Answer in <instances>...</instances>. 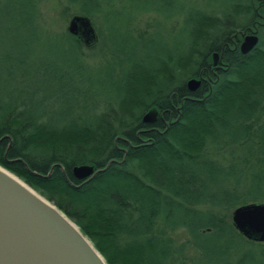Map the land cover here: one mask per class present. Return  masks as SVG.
Instances as JSON below:
<instances>
[{
	"label": "trees",
	"instance_id": "16d2710c",
	"mask_svg": "<svg viewBox=\"0 0 264 264\" xmlns=\"http://www.w3.org/2000/svg\"><path fill=\"white\" fill-rule=\"evenodd\" d=\"M42 1L0 0V168L60 211L105 264H219L229 251L209 257L199 242L223 234L264 257V243L226 218L264 204V2L156 0L123 16L119 0H58L63 16L90 20L97 40L85 47L40 25ZM94 19L116 22L117 48ZM246 29L258 42L241 54ZM185 77L199 87L189 92ZM143 109L157 111L154 123L141 122ZM79 165L100 171L76 180Z\"/></svg>",
	"mask_w": 264,
	"mask_h": 264
},
{
	"label": "water",
	"instance_id": "95a60500",
	"mask_svg": "<svg viewBox=\"0 0 264 264\" xmlns=\"http://www.w3.org/2000/svg\"><path fill=\"white\" fill-rule=\"evenodd\" d=\"M263 2L264 0H256ZM85 47L97 38L90 20L72 16L66 29ZM247 32V33H246ZM240 33L238 46L241 54L252 50L258 42L256 30ZM217 53L211 55L215 66ZM201 79H189L185 86L195 91ZM158 113L148 110L141 122L152 124ZM100 170L79 165L71 169L76 180H87ZM102 171V170H101ZM234 230L246 241L264 243V204L250 203L230 212ZM0 264H105L87 239L60 211L36 194L15 176L0 168Z\"/></svg>",
	"mask_w": 264,
	"mask_h": 264
},
{
	"label": "rangeland",
	"instance_id": "374dc122",
	"mask_svg": "<svg viewBox=\"0 0 264 264\" xmlns=\"http://www.w3.org/2000/svg\"><path fill=\"white\" fill-rule=\"evenodd\" d=\"M197 1L203 2L205 0H197ZM119 2L121 3V5L123 7V10L121 13L123 16L125 13H127L129 11H136L138 9H144V8L147 9V8H151L152 6L156 7L159 5V2L156 0H119ZM210 3L215 4L214 0H210ZM257 3H261V2H257ZM62 6H63V4L60 3V1H58V0H43L38 6V13H39L38 19H39L40 25H42L43 27L48 28L50 30L56 31V32H59L60 30L65 31L68 20L70 18H69V16H63L62 15ZM150 20H151V16L148 17L146 15H143L142 17H140L138 20L139 28L146 30L145 27L148 24L150 25ZM93 23H94L95 28L98 31H101L104 43L107 42L108 47L113 45L114 48H117L118 47L117 43L119 41H121V39L113 32V30L116 26V22L109 21L108 22L109 25H106V27L104 26L103 22H101L100 20L94 19ZM167 27H169V25H165V28H167ZM118 32H119V34L121 33L120 35H123L124 24H122L119 27ZM167 34L169 35V37H168L169 39L167 41L168 42L167 44L169 45V41L171 43L170 38H171L172 34H171V32H170V34L169 33H167ZM7 38L10 39V37H7ZM153 41H155V43H158V38L156 37L155 39H153ZM43 42L52 45L55 41L50 40V41L46 42V41H44V38H43ZM154 46L155 45H153L152 47H154ZM84 54H85V58H87L88 63L96 62L94 66H97V65L105 66L106 65L104 63V60L106 57H103V58L99 57V54L97 52H95V53L93 52L94 55L91 53V56H89L90 54L88 51L87 52L85 51ZM100 58H101V60H99ZM109 58L110 57H107L108 60H109ZM218 65H219V61L217 60L215 66H212V68L216 69L218 67ZM93 71L96 72L95 69ZM90 78H95V77L93 75H90ZM189 79H196V78L185 77L184 80L186 82ZM157 84L158 85H165L164 80H162L161 78H159L157 80ZM148 91L151 93V91H152L151 85L148 86ZM145 97H146V94L144 95V92L139 91V93L137 95V99L139 101L140 100L145 101ZM147 111H144V109H143L141 112L142 114L140 115V118ZM226 218H228V220L230 222V213H229V215L228 214L226 215ZM206 231H208V230H206ZM182 238L183 237L181 236V237H179L178 240H181ZM199 243H200V245H202L204 247L205 252L208 253L209 257H211V255H212V250L216 247H220L221 245H223V248H225L229 251L228 257H223V258L219 259V264H237L238 263L237 262V255L238 254L242 255L246 251L249 252L251 255H250V257L246 258L245 261H244V259L241 261V262H243V264H264V257H259V252H258L257 247L251 246V245H246L245 243H243L242 241H240L238 238L234 237L233 235L224 236V234H223V236L220 235V239L217 237H210V238H206L205 240H201Z\"/></svg>",
	"mask_w": 264,
	"mask_h": 264
},
{
	"label": "flooded vegetation",
	"instance_id": "af4514ba",
	"mask_svg": "<svg viewBox=\"0 0 264 264\" xmlns=\"http://www.w3.org/2000/svg\"><path fill=\"white\" fill-rule=\"evenodd\" d=\"M241 40H242V38H240V42H241ZM240 42H239V44H240Z\"/></svg>",
	"mask_w": 264,
	"mask_h": 264
}]
</instances>
